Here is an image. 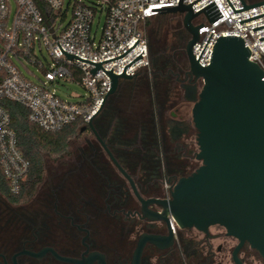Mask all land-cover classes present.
<instances>
[{
    "label": "flooded vegetation",
    "instance_id": "af4514ba",
    "mask_svg": "<svg viewBox=\"0 0 264 264\" xmlns=\"http://www.w3.org/2000/svg\"><path fill=\"white\" fill-rule=\"evenodd\" d=\"M185 32L180 64L161 81L155 79L153 126L145 120L132 133L127 119L103 116L104 108L93 123L146 201L170 200L178 180L201 165L193 138L197 131L182 114V106L189 103L184 87L203 85L191 71L186 53L190 34ZM162 82L168 84L166 92ZM83 134L88 150L81 149L77 166L64 178L75 179L76 187L31 199L39 202L34 210H11V227H0V264H264L257 250L240 245L221 226L207 232L180 228L168 223L159 203L144 209L129 183L104 162L108 154L94 132L87 127ZM88 180L95 185L94 193L83 186Z\"/></svg>",
    "mask_w": 264,
    "mask_h": 264
},
{
    "label": "built area",
    "instance_id": "2783aa9c",
    "mask_svg": "<svg viewBox=\"0 0 264 264\" xmlns=\"http://www.w3.org/2000/svg\"><path fill=\"white\" fill-rule=\"evenodd\" d=\"M195 0H183L189 5ZM236 11L245 9L240 0H230ZM249 6L257 2L243 0ZM262 1V0H261ZM70 0L73 13L64 27L65 0H0V165L9 181L10 191L18 195L30 171V162L18 148L11 117L2 102L8 100L26 107L29 120L45 132H56L78 120L88 125L105 107L112 88L110 74L135 76L150 67L149 43L143 26L162 12L178 6L180 0ZM215 2L223 16L210 22L204 12L194 20L199 40L192 48L203 67L211 64L213 50L221 37L240 36L250 52L249 59L264 68V5L235 13L227 0H199L192 5L196 13ZM13 5L15 11L13 13ZM106 20L97 40L93 33L96 15ZM46 49L53 62L39 57ZM71 55L74 58L70 59ZM19 63H32L43 70L33 82ZM76 81L87 91V98L73 103L62 99L54 86ZM203 81V80H202ZM171 223L176 224L171 218Z\"/></svg>",
    "mask_w": 264,
    "mask_h": 264
},
{
    "label": "water",
    "instance_id": "95a60500",
    "mask_svg": "<svg viewBox=\"0 0 264 264\" xmlns=\"http://www.w3.org/2000/svg\"><path fill=\"white\" fill-rule=\"evenodd\" d=\"M197 1L183 5L180 0L178 6L153 11L182 14L183 26L191 37L186 53L192 73L203 80V85L200 89L197 86L184 89L186 101L193 104L196 159L201 162L200 167L178 180L171 190L170 200L146 201L132 177L99 138L93 125L96 117L87 127L101 142L144 209L150 203H159L168 223L171 224L173 218L180 228L207 232L210 227L221 226L229 236L238 239L240 245L250 244L264 259V68L249 59L250 52L240 36L219 38L211 64L201 66L199 61L213 33L196 61L192 48L200 39L199 29L203 25L194 26L193 20L202 12L210 22L223 15L215 2L194 13L192 5ZM227 1L235 13L264 5V0L249 6L240 0L245 9L236 11L231 1ZM261 17L264 15L240 24ZM262 28L264 26L253 31ZM110 76L109 96L116 93L122 80L133 79L127 75Z\"/></svg>",
    "mask_w": 264,
    "mask_h": 264
},
{
    "label": "trees",
    "instance_id": "16d2710c",
    "mask_svg": "<svg viewBox=\"0 0 264 264\" xmlns=\"http://www.w3.org/2000/svg\"><path fill=\"white\" fill-rule=\"evenodd\" d=\"M248 1L254 3L261 0ZM178 15L180 18H176ZM170 17L175 20V24H172V22L169 23ZM166 18L168 19L166 20ZM153 22L159 24L157 33H155V35L153 34L155 41H152L153 39L150 32L145 31V27L151 25ZM143 30L149 43V55L151 54L150 67L141 69L132 80H122V84L128 85L131 84L141 71L146 70L148 74L139 87L140 90H144L148 93V97L145 98L147 108L142 114V119L136 124L126 116H123V118L127 119L126 122L130 125L132 133L136 130L139 124L145 120L149 123V126H153V115L156 114L153 97L155 91L154 82L156 80L161 81L163 77L162 75L166 76L168 71L174 65L180 64L183 55L185 54L184 50L187 41L183 26V15L179 13H163L154 18L148 19L143 26ZM171 37L174 38L175 41H172L170 44ZM168 51L170 52L171 57L167 54ZM151 73H154V76H151ZM135 87L136 86L127 90V92H124L123 89H119V93H121V96L123 95V98L125 95L134 97L137 89ZM116 99H119L117 92L112 96L113 101ZM119 101L123 102L125 100L120 98ZM127 101V104L123 102L121 105H126L124 106L125 110L130 112L133 106L130 104L132 99ZM2 105L11 117V126L17 135L18 148L30 162V171L26 180L23 182L21 192L18 195H14L10 191L9 181L0 165V195L10 204L20 205L30 201L35 196L39 186L43 183L47 158L60 157L64 154H68L70 139L74 136H80L82 129L87 127V125L84 124L82 120H78L59 131L45 132L29 120V110L26 107L8 100H4ZM83 186L86 188L87 193L95 192V185L92 180H89V183L85 181ZM69 191L71 192L70 188L67 192ZM11 215V210L0 209V227H11L13 222Z\"/></svg>",
    "mask_w": 264,
    "mask_h": 264
},
{
    "label": "rangeland",
    "instance_id": "374dc122",
    "mask_svg": "<svg viewBox=\"0 0 264 264\" xmlns=\"http://www.w3.org/2000/svg\"><path fill=\"white\" fill-rule=\"evenodd\" d=\"M85 3L93 5L96 4L95 0H83ZM251 1H255V0H251ZM15 11V5H13V13ZM64 12L67 13V20L65 23H63V26L65 27L68 22L70 21L71 17H72V13H73V4H70V0H65V5H64ZM176 18H180V16H176ZM175 18V19H176ZM168 18H166L167 20ZM105 20H106V13H103L102 18H101V22L99 23V13H97L96 15V19L94 22V28H93V33L97 32V40L100 39L101 35H102V31H103V27L105 24ZM169 23L172 22V24H175V20H173V18H169ZM158 23L157 22H153L151 25L146 26L145 27V31L146 32H150V35L152 36V41H155V33H157V28H158ZM154 34V35H153ZM186 34V32H185ZM187 34L185 35V37L187 38ZM191 38V37H190ZM189 38V40H190ZM171 42H174L175 39L174 38H170ZM37 53L39 55V57H41V59H43L44 62L45 58H47L48 61L53 62L48 51L46 49L43 50V53H41L39 50H37ZM167 54L170 56V52L168 51ZM172 55V54H171ZM151 56V54H150ZM151 61V60H150ZM19 66L22 70V72L25 74V76L27 78H29L30 80H32L33 82H38L40 77H43V70L40 69L39 66L34 65L32 63H26L25 66L21 65L19 63ZM153 71V70H152ZM146 76H148L147 71L143 70L140 72V74L131 82V84L125 85L122 84V81L120 82V85L117 89V94L119 96V99L122 98V100L124 99L125 101H123L125 104H127V100L132 99V102L130 103L132 106V109L130 112H127L124 108V106L126 105H121L123 104V102L121 103L119 101V99L116 100H112V96H110L108 102L106 103L104 110H103V116L105 115H109V114H115V115H119L121 114V116H126L127 118H129L130 120L134 121V123H138L140 122L139 120L142 119V114L144 112V110L147 108L146 105V100L145 98L148 97V93L145 92L144 90H140L139 87L141 85V82L143 81V79H146ZM151 76H154V73H151ZM134 86H136V92H135V96L131 97V96H127L125 95L124 98L120 95L121 93H119V89H123L124 92H127V90H130L132 88H134ZM160 86L165 90L168 89V84H163V82L160 84ZM57 94L64 100L73 102V103H77L80 101H83L85 98H87V91L84 87H82L78 82L76 81H63L59 84H55L54 86ZM142 89V88H141ZM162 89V90H163ZM146 95V96H145ZM165 96V95H164ZM128 98V99H127ZM120 102V103H119ZM129 104V105H130ZM192 107L193 104L192 103H188V104H184L182 106V114L186 115L188 118L192 119ZM121 111V112H119ZM195 137H197V132L195 133V135H193ZM88 137L86 134L80 135V136H74L73 138L70 139V143H69V153L68 154H64L63 156L60 157H50L47 158V162H46V172H45V176H44V181L43 183L39 186L36 194H35V198L32 199H38L39 200H43L45 197H52V194L55 192L56 194L58 193H70L67 192L69 190V188L72 190L76 187V183H75V179H71L70 176L67 179L65 178V173L71 169L77 166L76 162H79V160L81 159L80 157V153H81V149H84L85 151L88 150V146L85 145V138ZM197 151H198V146H197ZM115 156V155H114ZM116 157V156H115ZM117 159V157H116ZM104 162L107 161V163L110 164V166L113 169V172H115L116 175H119L120 177H122V181L127 183V180H124L123 175H121V173L118 171V169L114 166V164L112 163V161L110 160V158L108 157V155L105 154V156L103 157ZM118 160V159H117ZM85 165V163H84ZM89 183V180L86 181ZM66 190V191H65ZM132 193V192H131ZM28 201L25 202L23 204L20 205H13L10 204L4 197H2L0 195V209L4 210V209H9V210H14V209H21V210H34L37 208L38 203L34 202L32 203ZM31 204V205H30Z\"/></svg>",
    "mask_w": 264,
    "mask_h": 264
}]
</instances>
